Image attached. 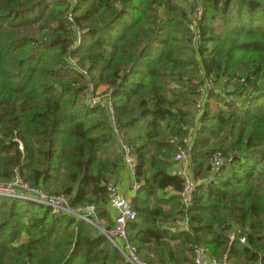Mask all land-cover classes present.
<instances>
[{"label": "trees", "instance_id": "trees-1", "mask_svg": "<svg viewBox=\"0 0 264 264\" xmlns=\"http://www.w3.org/2000/svg\"><path fill=\"white\" fill-rule=\"evenodd\" d=\"M196 2L194 33L190 2L0 0V183L17 172L109 220L117 134L136 157L126 240L143 261L194 264L202 246L218 262L264 264V0ZM90 87L108 90L115 127L86 102ZM179 146L201 181L187 205L168 172ZM185 217L188 230L171 227ZM0 264L130 263L97 226L0 197Z\"/></svg>", "mask_w": 264, "mask_h": 264}, {"label": "built area", "instance_id": "built-area-1", "mask_svg": "<svg viewBox=\"0 0 264 264\" xmlns=\"http://www.w3.org/2000/svg\"><path fill=\"white\" fill-rule=\"evenodd\" d=\"M70 3H74V0H69ZM195 0H189L193 4L192 14L187 22V27L195 33L197 31L198 19L201 15V7ZM69 20H72L68 16ZM78 36L80 32H78ZM197 38L198 35H195ZM71 64L74 61L69 58ZM86 73L85 70H83ZM211 82H207L205 86L200 88L201 94L205 92L206 86H210ZM92 88V87H90ZM86 102L90 105H98L104 108L109 116V120L112 126L115 127L114 111L111 101L107 98L100 99L92 93L87 94ZM200 102V101H199ZM197 103L193 110L194 117L198 118L201 113L200 103ZM115 142L117 149L122 157V164L130 174L134 177L136 168V157L133 152V148L125 142L119 135L116 134ZM172 161L177 164L175 173L182 176L185 180L184 187L180 192L181 202L187 205L190 201L191 194L195 191L196 186L201 182L193 177V173L190 168L189 154L187 149L179 146L172 157ZM224 156L219 152H216L212 157L211 173L214 174L219 167L223 164ZM139 183L133 181V187L138 188ZM108 206L116 210L114 223L112 227H106L99 224L96 215V208L93 204H87L83 207L72 208L70 206L69 198L59 194H48L42 188L32 186L28 182L24 181L22 177L15 172V175L5 184L0 183V197L23 199L35 204L43 205L53 214H70L77 219L85 220L95 226H97L103 234L115 244L126 260L130 264H149L143 261L136 253L134 246L130 245L126 240V225L127 222L136 217L135 210L131 207L130 201L119 192L117 187L112 183L108 184ZM185 229H188V219L185 217L179 221V224ZM241 243L246 242L244 235L238 236ZM236 238L234 231L229 232V239L232 242ZM194 264H227L225 261L218 262L215 258L210 256L205 248L202 246H196L194 248Z\"/></svg>", "mask_w": 264, "mask_h": 264}, {"label": "crops", "instance_id": "crops-1", "mask_svg": "<svg viewBox=\"0 0 264 264\" xmlns=\"http://www.w3.org/2000/svg\"><path fill=\"white\" fill-rule=\"evenodd\" d=\"M104 89V88H102ZM190 168L192 170V167H191V164H190ZM177 169V164L176 163H172L169 167H168V172L169 173H175ZM193 173V172H191ZM193 175V174H192ZM133 181L135 182V178L130 174V172L127 170V168H125L122 164V167L121 169L118 171V173H116L114 176H113V184L117 187V189L119 190V192L121 194H123L127 200H131L132 197L135 195L136 191L138 190L139 186H140V183H139V186L138 188H134L133 187ZM137 182V181H136ZM169 193H172L170 191V189L166 190V191H163V190H158V196L160 198H163V197H166ZM167 194V195H166ZM107 208H108V212H109V220L108 219H100V224L103 225V226H106V227H111L113 226V223H114V218H115V215H116V210H114L113 208L109 207L107 205ZM182 218H179V219H176L174 222H172L171 224V227H176V228H179V229H184V230H188V229H185L181 226V223L179 224V221L181 220ZM188 228H189V222H188Z\"/></svg>", "mask_w": 264, "mask_h": 264}, {"label": "rangeland", "instance_id": "rangeland-1", "mask_svg": "<svg viewBox=\"0 0 264 264\" xmlns=\"http://www.w3.org/2000/svg\"><path fill=\"white\" fill-rule=\"evenodd\" d=\"M75 1V0H74ZM174 1H177L179 2L181 5L185 6V7H188L190 8V3H189V0H174ZM188 3V4H187ZM68 16H70V18H73V15L72 13H69ZM87 93H92L93 95L99 97L100 99H106L107 98L111 101L110 97H109V92L106 88L102 89V88H99L97 90H93V88H89V91L87 90ZM86 99H87V96H86ZM85 99V100H86ZM112 103V102H111ZM195 111V109H193ZM107 113V112H106ZM188 140H191V139H188ZM172 161V159H171ZM172 163H174L172 161ZM261 166L264 167V163H261L259 165V168H261ZM15 175V174H14ZM126 259V258H125Z\"/></svg>", "mask_w": 264, "mask_h": 264}]
</instances>
